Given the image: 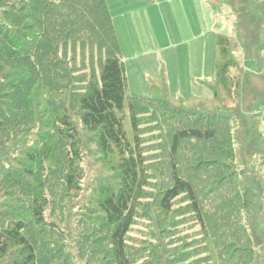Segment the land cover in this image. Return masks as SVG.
<instances>
[{"label": "trees", "instance_id": "trees-1", "mask_svg": "<svg viewBox=\"0 0 264 264\" xmlns=\"http://www.w3.org/2000/svg\"><path fill=\"white\" fill-rule=\"evenodd\" d=\"M213 2L230 11L233 29L217 35L214 80L206 83L211 99L183 100L169 95L164 71L150 82V97H128L106 0H0V264L62 263L58 253L51 258L45 238L56 228L48 212L62 206L55 191L67 198L82 190L86 135L116 176L98 193L100 264L144 257L128 246L138 210L168 221L183 195L185 213L204 235L206 249L197 254L208 252L198 263L264 264V78L252 85L246 67L264 72V0ZM246 84L252 101L241 108ZM172 105L205 123L187 122L180 109L168 120L173 127L162 123L169 132L167 179L156 186L154 203L142 206V128L155 123L142 115L152 110V120H161V109Z\"/></svg>", "mask_w": 264, "mask_h": 264}, {"label": "rangeland", "instance_id": "rangeland-1", "mask_svg": "<svg viewBox=\"0 0 264 264\" xmlns=\"http://www.w3.org/2000/svg\"><path fill=\"white\" fill-rule=\"evenodd\" d=\"M106 1L119 35L122 58L127 70L129 98L150 97L149 84L154 80L152 76L158 72L161 76L164 71L169 79V95L172 98L187 100L194 96L211 99L212 94L206 83L214 80L217 35L232 32L233 29V17L226 7L215 9L217 5L213 0ZM145 21H148L151 33L141 28ZM237 56L239 55L236 54ZM241 64L243 66V61ZM247 64L249 63H246V67L250 69L252 85L261 86L264 72L254 71L256 67L252 69ZM243 87L239 107L246 108L252 101V95L248 89L249 84ZM224 105L228 110L234 107L227 102ZM214 106L217 108V105L210 107ZM160 107L162 106H158V109ZM178 109L180 107L175 108L173 105L169 111L161 109L165 112L161 120H152L156 117L152 110L149 114L142 115V122H155L142 128V141L148 159L145 173L147 186L143 188L145 196L140 200L142 206L154 203V195L159 190L156 186L167 179L169 159L164 139L169 132L162 123L173 127L175 121L168 120ZM181 111L184 112L182 116L189 118L187 122L193 125L198 121L205 123V120H199L194 113L186 115L188 109L181 107L179 112ZM176 120L182 121L180 117H176ZM27 140L32 142V136ZM83 147L85 157L82 167L86 176L81 185L82 190L67 198L55 191V202L62 206L55 209L53 205L48 212L51 224L56 225V228L47 230L48 236L45 238L50 241L48 245L51 258L58 253L62 259L61 264H100L104 261L98 257V253L105 255V244L99 237L104 234V227L97 222L96 217L99 213L98 193L103 186L115 183V167L102 159L90 136H84ZM236 161L237 168L242 169L241 158ZM6 173L7 171L3 172ZM262 173L264 174V167ZM186 197L183 195L175 202L174 216L168 221L153 212L138 210L128 246L137 253L142 252L144 257L133 255V264H194L195 261H205L208 252L197 254L206 249L204 235L195 216L185 213L189 206ZM177 211L180 213L178 216ZM147 250H150L149 253H146ZM192 253L199 256L190 259Z\"/></svg>", "mask_w": 264, "mask_h": 264}, {"label": "crops", "instance_id": "crops-1", "mask_svg": "<svg viewBox=\"0 0 264 264\" xmlns=\"http://www.w3.org/2000/svg\"><path fill=\"white\" fill-rule=\"evenodd\" d=\"M113 16V15H112ZM142 18H144L143 17V14H142ZM114 21V20H113ZM114 25H115V23H114ZM115 28H116V25H115ZM141 28L142 29H146L147 31H149L150 33H151V28H150V25H149V23H148V21H145V22H142V25H141ZM232 30V29H231ZM228 32H230V31H228ZM117 35H118V31H117ZM118 37H119V35H118ZM121 53H122V50H121ZM123 59V58H122ZM124 61V60H123ZM154 79H158L159 77H160V75H159V72L158 73H156L154 76H152ZM168 77V76H167ZM169 80V79H168ZM169 88H170V93H171V87H170V83H169Z\"/></svg>", "mask_w": 264, "mask_h": 264}]
</instances>
